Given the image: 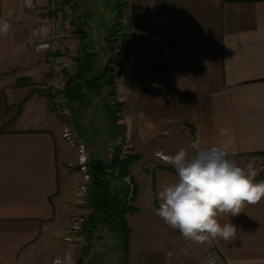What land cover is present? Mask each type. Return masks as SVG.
Wrapping results in <instances>:
<instances>
[{
  "label": "crops",
  "instance_id": "1",
  "mask_svg": "<svg viewBox=\"0 0 264 264\" xmlns=\"http://www.w3.org/2000/svg\"><path fill=\"white\" fill-rule=\"evenodd\" d=\"M58 2L75 25L91 18L89 5L97 0ZM126 2L129 54L115 82L124 138L117 146L146 153L151 160L144 162L160 167L171 165L157 153L169 156L184 148L192 155L196 140L205 148L229 145L228 158L242 167L261 161L254 155H264V0ZM37 6L38 0H0V27L10 25L0 31V264H53L65 255L66 264H197L192 255L201 260L208 253L221 264H264V198L238 216L218 218L237 227L233 239L210 238L201 245L153 218L145 223L164 225L165 238L146 232L152 226L140 231L134 226L142 220L136 217L139 197L138 210L128 216V253L121 237L114 247L113 233L98 228L83 256L88 241L85 234L74 235L72 225L75 216L90 211L78 191L87 189L89 167L80 170V153L64 137L71 116L45 91L49 54L35 50L31 34L44 17ZM72 46L76 63L79 41ZM83 139L79 144L89 163L91 143ZM160 167L142 171L150 179L154 216L159 200L153 193L178 178Z\"/></svg>",
  "mask_w": 264,
  "mask_h": 264
},
{
  "label": "trees",
  "instance_id": "2",
  "mask_svg": "<svg viewBox=\"0 0 264 264\" xmlns=\"http://www.w3.org/2000/svg\"><path fill=\"white\" fill-rule=\"evenodd\" d=\"M117 1L114 7L116 20L110 28L105 42V47L113 53L114 57H110L104 67L98 66L100 54L92 41L90 25L81 20H77L75 23L81 54L75 59L76 72L69 77L66 97L68 105L73 102L76 107L84 106L87 98L93 94L105 95L108 100L103 103V107L109 114L113 125L119 126L122 130V126L117 124L121 118L122 103L116 99L115 77L116 66L122 67L125 61L123 60L124 56L129 54L130 26L128 23L124 26L123 21V15L127 8L126 0ZM74 21L76 20L73 19V23ZM111 97L114 98L112 103L109 101ZM71 114L74 121L77 122L75 109L71 111ZM2 132L3 127L0 126V134ZM138 159L140 156L126 153L119 145L114 149L109 161L100 159L89 161L86 201H89L87 205L92 211L83 218L81 233L85 234L88 241V247L84 249V257L87 256L90 242L95 239L96 230L100 227L108 232L120 234L124 242L125 254L128 253L132 232L128 216L135 213L138 206L133 204L136 189H131L124 179L131 175L130 166ZM160 168L175 172L172 166ZM261 179H264V172L258 173L255 177V180ZM123 186H127L128 189ZM153 197L156 200L155 192Z\"/></svg>",
  "mask_w": 264,
  "mask_h": 264
},
{
  "label": "clouds",
  "instance_id": "3",
  "mask_svg": "<svg viewBox=\"0 0 264 264\" xmlns=\"http://www.w3.org/2000/svg\"><path fill=\"white\" fill-rule=\"evenodd\" d=\"M9 27L4 23L0 31ZM190 148L192 155L181 148L167 157L178 178L159 188L156 214L194 243L210 238L229 241L237 227L231 222L221 225L218 218L238 216L246 205L259 203L264 198V180L255 181L258 173L252 162L242 167L229 159L227 144L205 148L196 140Z\"/></svg>",
  "mask_w": 264,
  "mask_h": 264
},
{
  "label": "rangeland",
  "instance_id": "4",
  "mask_svg": "<svg viewBox=\"0 0 264 264\" xmlns=\"http://www.w3.org/2000/svg\"><path fill=\"white\" fill-rule=\"evenodd\" d=\"M87 2V0H86ZM118 1L117 0H97V2H94L95 5L90 4V8L89 10L91 11L90 14L88 16H90L91 18H82L81 21L84 23H88L90 25L91 28V33H92V41L94 42L95 46L97 47V50L100 54V59L98 62V66L100 68L104 67L106 65V63L108 62L110 57H114L113 53L110 52L106 47H105V42H106V36L108 35V32L110 30V28L113 26V24L115 23L116 20V10H115V5ZM81 4H85V0H81ZM39 5V2H38ZM38 7V6H37ZM40 7V5H39ZM38 7V9H39ZM40 13H42V9L40 7ZM123 21H124V26H126L127 19H126V13H124L123 15ZM105 23L108 25V29L105 30ZM121 59V58H120ZM116 77H115V82L117 80V76L120 74V66L117 65L116 66ZM109 90V89H108ZM45 91H47V93L49 92V87L45 89ZM50 95V94H49ZM50 98L52 99V97L50 96ZM108 100V98L103 95V96H98L96 94H93L91 96H89L85 102L84 106H76L74 107V103L70 102L69 103V109L71 111H73L75 109V113H76V121H74V119L72 118V114H65L66 117H69V115L71 117L66 119V123L67 125L73 130V134H74V141H75V145L77 146L80 143V138L83 139V137H81L82 135L84 136V141H89L91 143V146L89 149V153L90 157H92L94 159H102L105 161H108V156L111 153V156L114 152V149H116V147H118L117 142L118 140H122L124 137L121 136L122 134V130L120 127H118L116 129V126L113 125V123L111 122L108 114L105 112V110L101 107L102 104L104 102H106ZM114 100V98H110L109 101L112 103ZM55 106V104H54ZM75 124V125H74ZM77 125V127H76ZM74 127V128H73ZM65 131V130H64ZM81 131V132H80ZM121 145V144H120ZM122 147V145H121ZM122 149L126 152V153H133L135 155L140 156V159H138L135 163V168H133L132 172L133 175L131 174L128 178L124 179V182L128 183L129 187L131 189H136V195L135 198L133 200V204L137 205V198H139V206L141 207V212L140 215L136 216L139 218H142L141 221H137V223L135 222L134 226L139 225V229L140 231H142L143 228L148 227V226H152L153 229L154 227H156L157 229L155 231H153V229L150 227V230H148V228H146V232L150 233L151 235H157L160 238H165V231H166V227L164 225L162 226H158L154 223L148 225L147 223H145V219H154L156 222H158V224H162L164 223V221L157 216H154V210L152 209V199L149 198V196L147 195V193H149V178H146V176H143V172H150V171H154L155 169H158L160 166V163H153L151 162H144V160L149 159L151 160V158L148 156V154H144V153H140V152H135L133 149L126 150L124 147H122ZM149 153L150 150H149ZM87 154V152H86ZM156 156V154H155ZM261 157V161L260 160H253V164L257 170V173H261L264 172V155H256ZM167 157L166 155H164L163 153H157L156 158L159 159V161H166L167 162ZM153 158V157H152ZM88 164V163H87ZM132 164V165H133ZM152 165H156V166H152ZM158 165V166H157ZM240 166V164H238ZM247 165V164H246ZM245 165V166H246ZM145 166L144 169H142V167ZM76 167V166H74ZM73 167V168H74ZM78 167V166H77ZM162 167V166H161ZM72 168V169H73ZM142 169V170H141ZM81 170V168H80ZM89 170V169H88ZM82 171V170H81ZM87 173H89V171H87ZM80 175V174H79ZM82 176V175H81ZM120 183V182H117ZM82 187V186H81ZM125 187V189H128L127 186H123ZM80 194H84V200H85V207H88V202L86 201L87 199V195H88V190L86 189L83 190V188L81 190H78ZM82 197V196H81ZM92 211V209L90 208V211H87L86 213L83 212L82 215L80 216H75V218H79L82 219L84 218L86 215L90 214ZM135 217V219H136ZM137 218V219H139ZM83 224V222H82ZM82 224L80 225L79 230L73 231L74 235H78L82 232ZM169 227V226H168ZM101 228V227H100ZM152 232V233H151ZM115 236H109L111 237V239H113L112 244L114 245V247H117L118 244L121 243V241L119 240V238L117 237H121L120 234H118L117 232H112ZM101 242H103V240H101ZM201 245H206L205 242L200 243ZM111 247V246H110ZM193 258L192 260H194L197 264H202V262L204 260H200L198 257V254L192 255ZM202 258H205L202 257ZM208 260V258L206 259V261ZM206 261L204 262V264H206Z\"/></svg>",
  "mask_w": 264,
  "mask_h": 264
},
{
  "label": "built area",
  "instance_id": "5",
  "mask_svg": "<svg viewBox=\"0 0 264 264\" xmlns=\"http://www.w3.org/2000/svg\"><path fill=\"white\" fill-rule=\"evenodd\" d=\"M42 9L43 18L31 28L34 38L35 50L39 53L49 54V92L58 110L63 114H69V105L66 97V88L69 77L76 72L74 62L73 43L79 41L71 14L58 0H38ZM127 58L124 56L123 60ZM121 69V67H120ZM71 128L64 131L65 139L76 147L80 153L81 169L86 170L88 159L85 152V145H75L74 134ZM89 179V175L86 174ZM85 188L83 187V190ZM83 218H73L72 231L79 230ZM70 240V239H69ZM70 255L58 256L53 264H66ZM208 260L206 261V259ZM202 264H221L220 260L211 253L205 255Z\"/></svg>",
  "mask_w": 264,
  "mask_h": 264
}]
</instances>
